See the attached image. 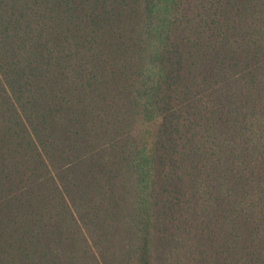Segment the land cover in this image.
I'll return each instance as SVG.
<instances>
[{"label": "trees", "instance_id": "1", "mask_svg": "<svg viewBox=\"0 0 264 264\" xmlns=\"http://www.w3.org/2000/svg\"><path fill=\"white\" fill-rule=\"evenodd\" d=\"M0 264H264V0H0Z\"/></svg>", "mask_w": 264, "mask_h": 264}]
</instances>
